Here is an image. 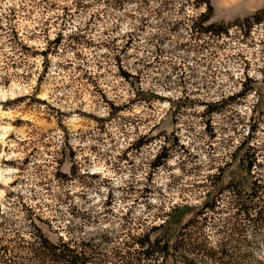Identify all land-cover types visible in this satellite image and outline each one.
<instances>
[{
	"label": "rangeland",
	"instance_id": "374dc122",
	"mask_svg": "<svg viewBox=\"0 0 264 264\" xmlns=\"http://www.w3.org/2000/svg\"><path fill=\"white\" fill-rule=\"evenodd\" d=\"M161 1L0 0V264L166 221L206 264L264 261L238 214L256 181L264 197V0H211L210 22Z\"/></svg>",
	"mask_w": 264,
	"mask_h": 264
},
{
	"label": "trees",
	"instance_id": "16d2710c",
	"mask_svg": "<svg viewBox=\"0 0 264 264\" xmlns=\"http://www.w3.org/2000/svg\"><path fill=\"white\" fill-rule=\"evenodd\" d=\"M116 3H123L124 1H135L137 5L145 0H114ZM198 6H205L206 9L200 14V19L203 22H210L214 16L215 9L211 3V0H196ZM172 3L168 0L161 1V7L163 10L170 8ZM254 19L256 22H261L263 19L259 17V13L252 15L246 20ZM240 21L228 23L227 27L222 24L210 23L206 31L217 29V32H226L229 27L235 26ZM221 28H225L220 31ZM262 185H258L257 181L253 185L252 197H250L248 208L245 209V200L241 208L238 209V214H243L244 219L250 221L253 231L258 233L261 229H264V197L262 194ZM240 204V205H241ZM209 206V205H208ZM214 205H211L213 207ZM167 221L158 226L159 229H165L161 235L157 236L153 241L147 236L143 239L141 235L138 237L128 235V240L123 242L124 246L106 244L109 243L107 236H102L100 242L96 240L95 236H87L82 239H78L76 236H71L67 241L60 238L58 243L52 242L48 239H42L40 241V248L42 253H38L34 249L35 255L42 257V262L45 264H152L153 261H160L159 264H178V260L184 264H206V258L213 259L217 254L213 250H207L204 243L198 242V238H190L186 240L184 236L178 235V233H171L168 230ZM241 225V224H240ZM246 228L239 229V241H242ZM179 239V241H178ZM187 242V243H186ZM136 244L140 245L142 249H137ZM109 246V247H107ZM190 246V247H187ZM191 246L193 247L191 249ZM197 254L201 257V263L198 262L196 257H190L191 254ZM199 257V258H200ZM197 260V261H196ZM203 262V263H202ZM256 264H264V261L257 259Z\"/></svg>",
	"mask_w": 264,
	"mask_h": 264
}]
</instances>
